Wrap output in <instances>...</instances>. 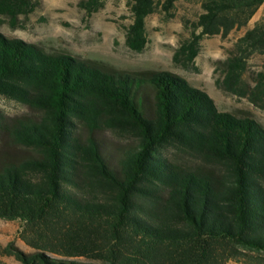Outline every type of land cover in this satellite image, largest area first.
I'll list each match as a JSON object with an SVG mask.
<instances>
[{
  "label": "trees",
  "instance_id": "1",
  "mask_svg": "<svg viewBox=\"0 0 264 264\" xmlns=\"http://www.w3.org/2000/svg\"><path fill=\"white\" fill-rule=\"evenodd\" d=\"M177 0H126V44L141 51L145 19ZM190 37L173 61L193 60L203 37L245 28L221 63L227 85L264 52V0H196ZM34 0H0L15 26ZM87 14L102 0H80ZM199 30V32H197ZM220 63V62H219ZM0 96L40 114L0 116V220L18 221L1 256L19 264H260L264 255V129L220 112L213 99L169 72H108L0 33ZM109 131L130 139L111 145ZM34 155L15 158L3 143ZM183 153L170 158L165 151ZM0 264H4L0 262Z\"/></svg>",
  "mask_w": 264,
  "mask_h": 264
},
{
  "label": "rangeland",
  "instance_id": "2",
  "mask_svg": "<svg viewBox=\"0 0 264 264\" xmlns=\"http://www.w3.org/2000/svg\"><path fill=\"white\" fill-rule=\"evenodd\" d=\"M34 1L35 9L27 16H18L15 26L8 17L0 15L3 36L33 44L46 53L89 61L108 72L135 76L151 72L176 74L190 86L205 91L218 111L250 118L264 129V52L253 53L245 59L244 70L232 86L227 85L221 63L235 52V42L245 28L233 30L225 38L205 36L193 60L180 64L173 61L175 49L190 37L192 23L201 11L196 0H177L169 14L157 4V10L145 19L146 43L141 51L131 50L126 44V31L132 23L126 0H102V6L90 14L79 8L80 0ZM253 23L250 20L246 28ZM0 116L14 122L36 120L40 114L16 100L0 96ZM99 136L111 145L131 141L109 131ZM3 145V151L15 158L34 155L28 148L5 145V142ZM165 155L183 157V153L172 149L165 151ZM18 229V221L0 220V247L12 241L22 251L32 252L18 239ZM262 258L260 264H264V255ZM0 262L19 264L11 256L0 255ZM227 264L241 263L229 261Z\"/></svg>",
  "mask_w": 264,
  "mask_h": 264
},
{
  "label": "crops",
  "instance_id": "3",
  "mask_svg": "<svg viewBox=\"0 0 264 264\" xmlns=\"http://www.w3.org/2000/svg\"><path fill=\"white\" fill-rule=\"evenodd\" d=\"M261 16H264V3L260 6V8L257 10V12L253 15L251 21H256L259 19ZM252 26H249V28Z\"/></svg>",
  "mask_w": 264,
  "mask_h": 264
}]
</instances>
